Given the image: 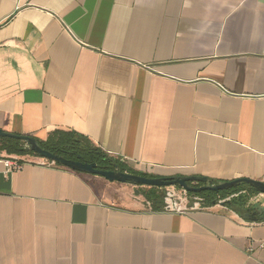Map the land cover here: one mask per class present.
<instances>
[{"label": "crops", "instance_id": "crops-1", "mask_svg": "<svg viewBox=\"0 0 264 264\" xmlns=\"http://www.w3.org/2000/svg\"><path fill=\"white\" fill-rule=\"evenodd\" d=\"M0 129L69 131L152 177L264 182V0H0ZM22 157L0 167V264H264V212L156 211Z\"/></svg>", "mask_w": 264, "mask_h": 264}, {"label": "trees", "instance_id": "trees-1", "mask_svg": "<svg viewBox=\"0 0 264 264\" xmlns=\"http://www.w3.org/2000/svg\"><path fill=\"white\" fill-rule=\"evenodd\" d=\"M47 141L38 140L42 148L65 157L66 159L81 160L86 162H94L97 164L98 168L115 170L120 169L129 173H138L132 167H128L124 162L117 158L109 156L107 153L103 152L101 149L94 147L86 138L79 137L76 134L69 131L56 130L52 132ZM5 152L9 155H32L38 156L26 148V143L22 140L12 139L8 137L0 138V153ZM48 163H52L48 161ZM59 166V164L54 163ZM143 175V174H140ZM149 176V175H143ZM152 177V176H150ZM180 189V187H176ZM168 188L167 187H156V186H140L139 193L150 202L151 208L156 211H164L167 202ZM246 191L247 194H242ZM256 192L247 187H236L231 188L226 191L214 192V191H203L199 193H186L190 197H200L202 199L201 205L211 206L214 203L219 202V200H225L226 204H230L235 207V209H243L246 207V203L249 197ZM232 195H238L233 196ZM231 197L230 199H228ZM261 213V212H260ZM263 214V213H262Z\"/></svg>", "mask_w": 264, "mask_h": 264}, {"label": "water", "instance_id": "water-1", "mask_svg": "<svg viewBox=\"0 0 264 264\" xmlns=\"http://www.w3.org/2000/svg\"><path fill=\"white\" fill-rule=\"evenodd\" d=\"M12 138L17 140H22L26 143V148H28L34 154H37L39 157L51 161L53 163L59 164L60 166L73 169L80 173H89L93 175H101L106 180L110 182H121L133 184L136 186H156V187H180L185 193H199L203 191H226L231 188L247 186L253 189L256 194H253L249 197V200L246 203V213L250 216H253V219L256 221L259 213L264 212V207H261L259 204L254 205L249 201L252 197H257L258 195L264 196V182L256 181L249 178L235 179L222 183L214 182L212 179H208L203 176L194 175H178V176H163V177H150L143 176L137 173H129L122 171L120 169L109 170L98 168L97 164L94 162H86L81 160L66 159L63 156L50 152L40 145L37 138H34L29 135L24 134H14L4 129H0V138ZM242 194H247L246 191H243ZM238 196V195H232ZM230 199V198H229ZM196 197L192 198V204L195 205ZM226 203V202H225ZM252 212V213H251Z\"/></svg>", "mask_w": 264, "mask_h": 264}, {"label": "built area", "instance_id": "built-area-1", "mask_svg": "<svg viewBox=\"0 0 264 264\" xmlns=\"http://www.w3.org/2000/svg\"><path fill=\"white\" fill-rule=\"evenodd\" d=\"M22 156L23 155L18 156V155H9L5 153L3 155L0 153V167L3 168L4 174L8 175V174L20 171V169L27 163L26 159H24ZM52 164L54 163L52 162L51 165ZM185 197H186V194H185ZM187 198L188 197H186V199ZM201 201L202 199L200 197H196L195 205L196 206L199 205ZM166 202H167V205L164 209L166 211L180 212L184 210V208L181 207L180 202L178 203L177 201H175L174 195L169 190L167 191ZM259 242H260L259 247L264 248V238Z\"/></svg>", "mask_w": 264, "mask_h": 264}, {"label": "rangeland", "instance_id": "rangeland-1", "mask_svg": "<svg viewBox=\"0 0 264 264\" xmlns=\"http://www.w3.org/2000/svg\"><path fill=\"white\" fill-rule=\"evenodd\" d=\"M5 153V152H4ZM3 152L1 154L4 155ZM6 154V153H5ZM135 189H140V186L134 185ZM168 190L174 195L175 201L178 203L182 201V199H185V192L182 189H177L176 187H167ZM251 204L254 205H260L261 207H264V196L258 195L257 197H252L249 201Z\"/></svg>", "mask_w": 264, "mask_h": 264}]
</instances>
